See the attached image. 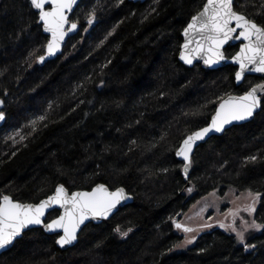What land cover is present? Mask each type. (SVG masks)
I'll list each match as a JSON object with an SVG mask.
<instances>
[{"label":"trees","instance_id":"obj_1","mask_svg":"<svg viewBox=\"0 0 264 264\" xmlns=\"http://www.w3.org/2000/svg\"><path fill=\"white\" fill-rule=\"evenodd\" d=\"M205 2L85 0L72 17L79 33L40 66L49 38L38 13L29 0H0V196L37 203L59 184L74 191L103 183L134 197L110 220L88 224L76 246L62 250L56 235L32 229L0 264H264V231L249 236L255 248L247 250L214 229L173 252L183 239L175 221L214 190L260 193L256 219L264 224V111L197 148L191 191L176 155L222 99L264 81L247 76L237 86L233 65L208 70L180 62L182 33ZM234 6L264 24V0ZM238 49L228 46L227 57ZM117 227L131 231L122 237Z\"/></svg>","mask_w":264,"mask_h":264},{"label":"snow or ice","instance_id":"obj_2","mask_svg":"<svg viewBox=\"0 0 264 264\" xmlns=\"http://www.w3.org/2000/svg\"><path fill=\"white\" fill-rule=\"evenodd\" d=\"M123 3V0H119ZM77 4V0H30V5L38 10V20L42 22L43 30L51 34V39L46 45L48 56H54L60 51L61 43L67 35V31L76 29V23L69 25L68 13ZM95 10L89 14L88 23L95 20ZM186 38L182 45L180 59L188 65H192L194 60L202 59L209 67L219 64L226 59L224 45L232 40H240L242 43L240 51L232 57L234 63L239 65L236 72V80L244 79L246 71L264 73V24H258L253 19H249L242 12L237 11L233 6V0H206L202 11L194 15L191 22L183 32ZM39 61L44 62L45 56H39ZM4 101L0 100V107ZM257 109L264 111V84L252 87L244 95L239 97L229 96L222 99L219 103L215 116L207 127L188 135L183 141L176 155L182 157L187 163L184 164V171L187 174L188 167L191 165V152L195 143L203 140L210 132H223L225 125L232 124L234 121H246L257 112ZM45 116H39L38 120L43 121ZM5 120V114L0 111V121ZM36 120L32 121L35 126ZM15 142V137H10ZM23 139V137H21ZM255 161L257 157L248 158ZM191 191V189H189ZM252 203L246 210L252 214L256 211L255 205L260 199V193L249 192ZM124 190L117 189L115 192L103 185H98L90 192H73L69 195L63 185H59L55 194L42 200L38 204L22 203L14 200L9 195L0 196V251L7 250L12 246L18 237H22L24 230L30 225H43L48 232L57 233L59 238L56 243L60 247L72 245L77 240V233L80 226L86 220L107 219L116 205L121 200L126 199ZM58 205L63 209V214L58 218L45 222L43 219L46 210ZM236 213H233L235 217ZM247 228L256 231H264V224L252 221H244ZM176 228L185 233H192L194 229L176 223ZM211 227V225H205ZM220 227H226L221 224ZM231 230L244 249L255 248L245 239L244 231H238L235 227V219ZM116 228L122 237H126L128 232ZM62 232V235H59ZM195 237L186 239L185 243H194Z\"/></svg>","mask_w":264,"mask_h":264},{"label":"water","instance_id":"obj_3","mask_svg":"<svg viewBox=\"0 0 264 264\" xmlns=\"http://www.w3.org/2000/svg\"><path fill=\"white\" fill-rule=\"evenodd\" d=\"M29 1H30V0H29ZM83 1H85V0H77V4L73 7L72 11H71L70 13H68L69 25H66V26H65V27H66V30H67L68 28H70V24H71V23H76V25H77L76 29L67 31V35L64 37V40H63V42L61 43L60 51H58L54 56H48V55H47L46 48H45V52L43 53V56H45L44 62L41 63V62L39 61V59H38V64H39L40 66H44L47 62H49V61H53V60L57 59L58 57H60V56L63 54L64 48H65V46L67 45L68 41H69L71 38H73L75 35H77V34L79 33L81 27H80V25H79L77 22L72 21V17H73V15H74V13L76 12L77 8L79 7V5H80ZM130 1L135 2V3H136V2L144 3V2H146L147 0H130ZM205 3H206V2H205ZM234 4H235V0H233V6H234ZM234 8H235V6H234ZM33 9H34V8H33ZM202 9H203V8H202ZM202 9H201L200 11H202ZM34 10H35V9H34ZM200 11H199V12H200ZM35 12L38 13V10H35ZM199 12H198V13H199ZM198 13H197V14H198ZM197 14H196V15H197ZM191 19H192V18H191ZM191 19H190L189 23L191 22ZM189 23H188V24H189ZM256 23H257V22H256ZM39 24L42 25V22H39ZM186 27H187V26H186ZM186 27H185V28H186ZM42 29H43V26H42ZM184 30H185V29H184ZM43 32H44L45 35L48 36V38H49L48 42H49L50 39H51V34H50V33H46L44 30H43ZM183 32H184V31H183ZM182 36H183V43H182V45H183V44L185 43L186 38L184 37L183 33H182ZM242 43H245V42L240 41V40H232V41H229L227 44L224 45V52H225V50H226V48H227L228 46L239 45V49H238V51L233 55V56H235V55L240 51V47L242 46ZM182 45H181V49H180V53H179V60H180L181 63H183L184 65H186V66H188V67H194L195 65H201L204 69H208V70H216V69L223 68V67H226V66H229V65H233V66H235V67L237 68L236 72L239 71V65L236 64V63H234L233 60H232V57H233V56H232V57H227L226 52H225L226 59H225L224 61H221L219 64L213 65V66H211V67H209L208 65H205L204 62H203V60H202V59H199V58L195 59L192 65L185 64V63L180 59V55H181V52H182ZM247 76H257V77H259V78L264 79V73H255V72H249V71H246L245 74H244V79L241 80V81H237V80H236V73H235V81H236V85H237V86H240V85L244 82V80H245V78H246ZM260 84H264V81L261 82V83H259V84H257V85H260ZM257 85H255V86H257ZM255 86H253V87H255ZM250 89H251V88H250ZM250 89H249V90H250ZM249 90H248V91H249ZM245 93H246V92H245ZM245 93H243V94H232V95H229V96H232V97H239V96L244 95ZM229 96L225 97L224 99H228ZM0 100H3V99L0 98ZM221 102H222V101H221ZM218 106H219V104H218ZM218 106H217L216 110L218 109ZM0 111H3V112H4V105H3L2 107H0ZM259 111H260V109H257V112L253 115V117L249 118V119L246 120V121H234L232 124L225 125V130H224L223 132H219V133H217V132H210V133L208 134V136H206L203 140H199V141H197V142L195 143V145L193 146V149H192V152H191V161H192V158H193V156H194V154H195L197 148L200 147L202 144L206 143L211 137H213V136H221V135H223V134L225 133V131H227L228 129H230L231 127H233V126H235V125H242V124H245V123H248V122L252 121V120L254 119V117L256 116V114H257ZM215 112H216V111H215ZM4 114H5V112H4ZM214 116H215V113L213 114L212 118H213ZM212 118H211V119H212ZM5 122H6V114H5V120H4V121H0V129L4 126ZM210 123H211V120H210L209 124H210ZM209 124H207V125L204 126V127H207ZM202 128H203V127H202ZM200 129H201V128H200ZM200 129H198V130H196V131H199ZM196 131H195V132H196ZM181 144H182V143H181ZM181 144H180V146H181ZM180 146H179V147H180ZM178 149H179V148H178ZM177 158H178V160L181 161L183 164L187 163L186 161L183 160L182 157L177 156ZM191 169H192V162H191V165L188 167L187 174H185L184 166H183V170H182V174H183L184 180H185L186 182H188V188H189V189H192V183L189 182ZM100 184H103V183H99V184L95 185V186H94L93 188H91L90 190H74V191H70V190H69L64 184H59V185H63V186L67 189L69 195H71L73 192H77V191H80V192H90V191L94 190V189H95L98 185H100ZM59 185H57V187H58ZM103 185H105V186L109 189V191H112V192H115L117 189H121V188H122V189L124 190L125 196H126L127 198L121 200L120 203H118V204L116 205L115 209H113L111 215H110L107 219H102V218H101V219H91V218H89L88 220H86V221L84 222V224H82V225L80 226V230H79L78 233H77V240H76L72 245H66L65 247L62 248V247H60V246L56 243L57 247H59V248L62 249V250H67V249H69V248H72V247L76 246V245L78 244V240H79V236H80L81 232L83 231V229H84L88 224H90V223L101 224V223H103V222H105V221H108V220H110V219H111V218H112V217H113V216H114V215L120 210V208H122V207H124V206H126V205H130V204H132V203L134 202V197H133V195L129 194L128 191H127L124 187H119V188L113 190V189H111L110 187H108L106 184H103ZM57 187H56V188H57ZM56 188H55V190H56ZM55 190H54V192H53L51 195H54V194H55ZM51 195H49V196H51ZM49 196H48V197H49ZM48 197L43 198L42 200L47 199ZM42 200H40L39 202H41ZM39 202H37V203H29V204H38ZM22 203H23V202H22ZM54 211H59V215H62V214H63V209L60 208L58 205H55V206H53V207L47 209V210H46V213H45V216H44V218H43V219L45 220L46 223H47V222H50V221L52 220V219H51V220H48V217H49V215H50L52 212H54ZM59 215H58V216H59ZM58 216L55 217V218H53V219L58 218ZM176 223H180V222L175 221V225H176ZM180 224H182V223H180ZM182 225H183V224H182ZM175 227H176V226H175ZM38 228H42V229L44 230V232H45L46 234H48V235H56V236H57V239L59 238V236H58L57 233H52V232H48V231H46V230L44 229L43 225H30L28 228H26V229L24 230V233L27 232V231H30V230H32V229H38ZM24 233L22 234V236L24 235ZM59 235H62V232H59ZM21 238H22V237H18L17 240H19V239H21ZM15 243H16V241L14 242V244H15ZM14 244H13L12 246H9V248H8L7 250L0 251V255H2V254H4V253H6L7 251H9V250L14 246Z\"/></svg>","mask_w":264,"mask_h":264},{"label":"rangeland","instance_id":"obj_4","mask_svg":"<svg viewBox=\"0 0 264 264\" xmlns=\"http://www.w3.org/2000/svg\"><path fill=\"white\" fill-rule=\"evenodd\" d=\"M249 192L236 193L233 189H229L225 194H221L219 190H214L194 203L179 219L180 223L194 229V231L192 233H185L177 229V232L183 236V239L173 247V252L185 251L195 244L199 236L214 229H220L233 235L236 238L237 245L242 246L235 232L231 230V227H227L233 224L234 219L235 227L238 231H244L246 240L251 235L260 234L262 231H256L251 228L246 229L244 224V221H248L249 224L252 221L260 223L256 219L260 199L255 205L256 211L254 213L250 214L246 210L247 206L252 203ZM233 213H236L235 217ZM221 224L226 225V227H220ZM205 225H211V227H205ZM191 237H195L194 243H185L186 239Z\"/></svg>","mask_w":264,"mask_h":264}]
</instances>
